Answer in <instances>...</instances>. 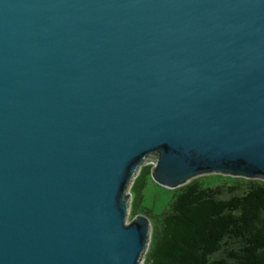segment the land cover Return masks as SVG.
Wrapping results in <instances>:
<instances>
[{
    "label": "water",
    "instance_id": "water-1",
    "mask_svg": "<svg viewBox=\"0 0 264 264\" xmlns=\"http://www.w3.org/2000/svg\"><path fill=\"white\" fill-rule=\"evenodd\" d=\"M150 156L264 177V0H0V264H142Z\"/></svg>",
    "mask_w": 264,
    "mask_h": 264
},
{
    "label": "trees",
    "instance_id": "trees-1",
    "mask_svg": "<svg viewBox=\"0 0 264 264\" xmlns=\"http://www.w3.org/2000/svg\"><path fill=\"white\" fill-rule=\"evenodd\" d=\"M152 170L144 165L135 177L131 216L141 212L144 176ZM207 178L175 189L153 225L144 264H264V180L226 176L210 184ZM241 181L248 188L237 193Z\"/></svg>",
    "mask_w": 264,
    "mask_h": 264
},
{
    "label": "rangeland",
    "instance_id": "rangeland-1",
    "mask_svg": "<svg viewBox=\"0 0 264 264\" xmlns=\"http://www.w3.org/2000/svg\"><path fill=\"white\" fill-rule=\"evenodd\" d=\"M145 162H146V165L152 164L153 166H155V164H156L155 159L151 156L147 157L145 159ZM139 172H140V170L138 171L137 176H138ZM220 174H223V173H220ZM220 174L205 172V173H202V174H199V175L192 177L191 180L188 181L187 183H189V182H191L197 178H207L205 176L214 175L216 177H211V178H207V179L210 181V184H215V183H218L220 181H223L222 177L232 176L230 174H223V175H220ZM219 175L222 177H220ZM234 177L243 178L246 180H251V179L264 180L263 176H255V177L234 176ZM134 180L135 179L130 181V186H128L127 191H126V195L129 199L130 205H131V201H132L130 192H131V187L134 183ZM241 182L242 183L239 184L240 188L237 190V193H243L248 188L247 182H245V181H241ZM175 189L176 188H170V187H166V186L162 185L157 180H155L150 174H146L144 176V186L142 188L143 198L141 199V201L139 203L138 209L141 212L147 213V216L149 217V220L152 224V232H153V225H155L157 223L158 219L161 218V214L165 211V209L169 206L170 201L173 199V197L176 193ZM147 210H149V211H147ZM132 218H133V216H131V207H130L128 220H131ZM145 254H144V257H145ZM144 257L142 259V264H144Z\"/></svg>",
    "mask_w": 264,
    "mask_h": 264
},
{
    "label": "clouds",
    "instance_id": "clouds-1",
    "mask_svg": "<svg viewBox=\"0 0 264 264\" xmlns=\"http://www.w3.org/2000/svg\"><path fill=\"white\" fill-rule=\"evenodd\" d=\"M141 169V168H140ZM130 195H131V193H130ZM131 200H132V196H131Z\"/></svg>",
    "mask_w": 264,
    "mask_h": 264
}]
</instances>
